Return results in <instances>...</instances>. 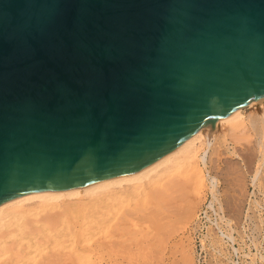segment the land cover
I'll return each instance as SVG.
<instances>
[{"label": "water", "instance_id": "obj_1", "mask_svg": "<svg viewBox=\"0 0 264 264\" xmlns=\"http://www.w3.org/2000/svg\"><path fill=\"white\" fill-rule=\"evenodd\" d=\"M264 95V0H0V203L139 170Z\"/></svg>", "mask_w": 264, "mask_h": 264}, {"label": "bare ground", "instance_id": "obj_2", "mask_svg": "<svg viewBox=\"0 0 264 264\" xmlns=\"http://www.w3.org/2000/svg\"><path fill=\"white\" fill-rule=\"evenodd\" d=\"M252 105L256 107L244 114ZM213 124L218 127L211 128ZM246 176L251 177L248 183ZM249 188L251 194H263L254 201H264V95L208 119L176 148L137 171L1 202L0 264H159V253L167 255L166 264H196L190 234L207 198L208 207L217 202L211 208L217 227L224 229L226 223L224 232L233 240L231 231L238 223L231 220L240 219L239 206ZM229 197L235 216L228 213Z\"/></svg>", "mask_w": 264, "mask_h": 264}, {"label": "rangeland", "instance_id": "obj_3", "mask_svg": "<svg viewBox=\"0 0 264 264\" xmlns=\"http://www.w3.org/2000/svg\"><path fill=\"white\" fill-rule=\"evenodd\" d=\"M244 106H246V105H244ZM255 107H256V105L255 106L252 105L251 107L244 108V110H243L244 114L248 113L251 109H254ZM217 127H218L217 124H213L211 128L216 129ZM231 164L234 167L236 163H234V164L231 163ZM226 168L227 167H225V169ZM225 169H223L224 172L227 170V169L226 170ZM232 170H236V169L233 168ZM235 172H236V174L239 173V172H237V170ZM232 173L234 175H236L234 173V171H231V174ZM234 175L231 177L240 178V177H237L238 175H236V176H234ZM221 176H223V175L220 174V176L218 177V183L220 185L222 182ZM236 178H234L235 179L234 181L238 182V179H236ZM250 178H251L250 176H246V178H244V179H246L245 181H247V183H248ZM240 180H241V183H243L241 178H240ZM235 182H234V184H235ZM219 184H218V186H219ZM235 185L237 186L236 188H238L239 184L236 183ZM239 187H240V185H239ZM233 188L235 189V187H233ZM236 191H239V189H236ZM251 191H252V189L249 188V190L247 192H245V196L243 197V199L245 201L242 200L243 205L239 206V207H241L240 209H239V207L235 206V209H237V210L239 209V211H241L242 213L239 215L241 220L239 218H236V217L235 218L237 220H235V219L231 220L233 225H234V221H236L238 223V225H234L235 229L231 231L233 238H234L233 240L230 239L229 237H227L228 236L227 233L224 232V231H227L229 229L228 225L226 223H224V225L226 226V228H224V229L217 227V225H216L217 217H216L215 211L213 212V210H212L214 208L215 209L217 208V204H216L217 202H214L212 204L213 206L215 204L214 207L213 206L208 207V204L210 202V197L207 198V201L204 203L203 209L199 212V222H198V226L196 228L197 230L193 229L192 230L193 234H190V236L193 238V239L191 238V243L193 241V244L195 245L194 248H195V261L197 262L196 264H211V263L212 264H264V201L262 200L263 204L261 201H258V202L256 201L257 200L256 198H258L257 196L262 197L263 194H261L258 191L256 192L258 195L256 193L251 194L250 193ZM247 195H249V196H247ZM230 197H232V196H230ZM233 197H234L233 198V203H234L237 200L234 201L235 196H233ZM230 199H231V201H229V203L231 204L232 198H230ZM254 199H256L255 200L256 203H255ZM233 203L231 204V206H230V204H226V205L229 206V208L234 207ZM254 205H256V206H254ZM227 206H226V208L229 209ZM231 209L232 208H230L228 213L230 214L232 212L230 215L232 216V214H233L235 216L234 211H236V210H233V209L231 210ZM211 210H212V212H211ZM243 211H244V213H243ZM246 214H248L250 216L249 217L250 219L248 218V215H246ZM252 216H254V217H252ZM198 227H200V228H198ZM258 227H259V229H258ZM207 229H209V233L207 232ZM181 232H182V230H180V232H179L180 235H181ZM185 235H188V233H186ZM182 236L184 237L183 239L186 240L185 242H187V239H186L187 236L186 237L184 235H182ZM213 238H215V241L217 238L218 239L217 242L219 244H216L215 242H213V240H214ZM201 241H203L202 244H201ZM209 241H211L213 243L211 244V242H209ZM209 251H210V254H209ZM159 254H160V256H162V258L160 257L163 260L162 262H164L166 260L165 263H163V264H166L167 259H165V258L167 257V255L166 254L162 255L161 253H159ZM159 254H157L158 257H159ZM177 254L179 255V253H177ZM177 254H176V256L178 257ZM176 256L174 258H177ZM105 258L107 260L109 259L107 254L105 255ZM160 258H158V259H160ZM161 259H160V261H161ZM162 262L159 264H162ZM107 264H111V263L108 262Z\"/></svg>", "mask_w": 264, "mask_h": 264}]
</instances>
